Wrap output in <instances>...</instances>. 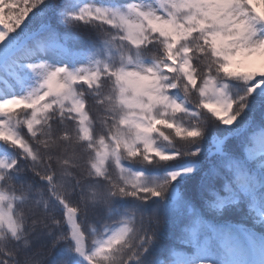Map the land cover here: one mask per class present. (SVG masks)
Instances as JSON below:
<instances>
[{"label": "snow or ice", "instance_id": "obj_1", "mask_svg": "<svg viewBox=\"0 0 264 264\" xmlns=\"http://www.w3.org/2000/svg\"><path fill=\"white\" fill-rule=\"evenodd\" d=\"M0 25V264H264V0Z\"/></svg>", "mask_w": 264, "mask_h": 264}, {"label": "trees", "instance_id": "obj_2", "mask_svg": "<svg viewBox=\"0 0 264 264\" xmlns=\"http://www.w3.org/2000/svg\"><path fill=\"white\" fill-rule=\"evenodd\" d=\"M159 258L167 260V255H166V253H160V254H159Z\"/></svg>", "mask_w": 264, "mask_h": 264}, {"label": "rangeland", "instance_id": "obj_3", "mask_svg": "<svg viewBox=\"0 0 264 264\" xmlns=\"http://www.w3.org/2000/svg\"><path fill=\"white\" fill-rule=\"evenodd\" d=\"M0 27H2V25H0Z\"/></svg>", "mask_w": 264, "mask_h": 264}]
</instances>
